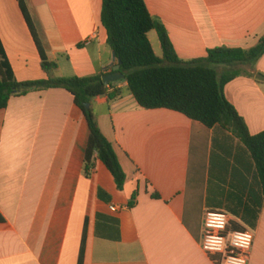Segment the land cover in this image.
I'll return each mask as SVG.
<instances>
[{
  "label": "crops",
  "instance_id": "0c3cea01",
  "mask_svg": "<svg viewBox=\"0 0 264 264\" xmlns=\"http://www.w3.org/2000/svg\"><path fill=\"white\" fill-rule=\"evenodd\" d=\"M23 1L54 76L111 72L103 0ZM145 2L184 61L264 35V0ZM0 42L18 82L49 77L19 0H0ZM226 70L241 72L225 86L228 100L252 134L264 132V55ZM116 87L119 97L91 107L127 175L123 190L99 159L86 173L90 129L71 92L33 90L0 107V264H78L84 232L83 264H216L201 247L207 210L252 231L249 264H264V187L246 144L220 125L142 107L127 82Z\"/></svg>",
  "mask_w": 264,
  "mask_h": 264
},
{
  "label": "trees",
  "instance_id": "16d2710c",
  "mask_svg": "<svg viewBox=\"0 0 264 264\" xmlns=\"http://www.w3.org/2000/svg\"><path fill=\"white\" fill-rule=\"evenodd\" d=\"M40 50L42 66L49 73L47 79L18 82L0 42V107L8 105L15 95L33 90L60 87L74 95L90 129L85 152V170L90 173L95 160L106 164L120 190L124 189L127 175L112 142L102 132L97 115L86 103L94 98L109 96L115 99L122 89L106 84L104 74L57 77L52 74L57 64L49 60L41 38L32 22L23 0H19ZM101 20L108 32V44L121 60L128 90L144 108H167L202 122L209 128L220 125L231 130L243 141L256 161L264 187V132L252 134L246 121L228 100L225 86L237 78L239 70L218 71L219 66L233 67L253 64L264 55V35L251 48L215 47L207 56L189 61L182 60L164 23L150 12L145 0H103ZM156 30L163 56H158L149 33ZM138 192L129 203L135 205ZM158 197V194H155ZM5 218L0 214V222ZM85 232L78 264H83Z\"/></svg>",
  "mask_w": 264,
  "mask_h": 264
},
{
  "label": "built area",
  "instance_id": "2783aa9c",
  "mask_svg": "<svg viewBox=\"0 0 264 264\" xmlns=\"http://www.w3.org/2000/svg\"><path fill=\"white\" fill-rule=\"evenodd\" d=\"M117 211L116 206H111ZM255 236L250 230L231 228L228 213L207 210L203 219L201 247L216 264H249Z\"/></svg>",
  "mask_w": 264,
  "mask_h": 264
},
{
  "label": "water",
  "instance_id": "95a60500",
  "mask_svg": "<svg viewBox=\"0 0 264 264\" xmlns=\"http://www.w3.org/2000/svg\"><path fill=\"white\" fill-rule=\"evenodd\" d=\"M117 60L115 52H113V62L106 67V69H111V72L104 74L103 80L106 84H112L113 86H117L118 84L125 81V74L121 71V60H119L118 64H115ZM87 107H90V103H86Z\"/></svg>",
  "mask_w": 264,
  "mask_h": 264
},
{
  "label": "rangeland",
  "instance_id": "374dc122",
  "mask_svg": "<svg viewBox=\"0 0 264 264\" xmlns=\"http://www.w3.org/2000/svg\"><path fill=\"white\" fill-rule=\"evenodd\" d=\"M150 37H151V40L155 46V49L156 51L161 54L162 53V49H161V46H160V43H159V37H158V34H157V31H152L151 34H150Z\"/></svg>",
  "mask_w": 264,
  "mask_h": 264
}]
</instances>
